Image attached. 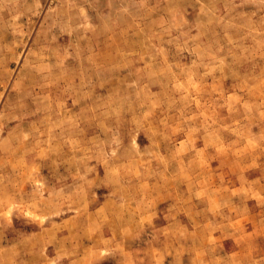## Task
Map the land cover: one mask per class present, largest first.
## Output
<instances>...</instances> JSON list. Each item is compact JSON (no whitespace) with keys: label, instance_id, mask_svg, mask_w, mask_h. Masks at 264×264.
Returning a JSON list of instances; mask_svg holds the SVG:
<instances>
[{"label":"rangeland","instance_id":"obj_1","mask_svg":"<svg viewBox=\"0 0 264 264\" xmlns=\"http://www.w3.org/2000/svg\"><path fill=\"white\" fill-rule=\"evenodd\" d=\"M0 264H264V0H0Z\"/></svg>","mask_w":264,"mask_h":264}]
</instances>
